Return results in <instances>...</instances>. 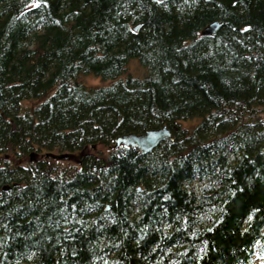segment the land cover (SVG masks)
I'll return each instance as SVG.
<instances>
[{"label":"trees","instance_id":"trees-1","mask_svg":"<svg viewBox=\"0 0 264 264\" xmlns=\"http://www.w3.org/2000/svg\"><path fill=\"white\" fill-rule=\"evenodd\" d=\"M44 263L264 264V0H0V264Z\"/></svg>","mask_w":264,"mask_h":264},{"label":"water","instance_id":"water-1","mask_svg":"<svg viewBox=\"0 0 264 264\" xmlns=\"http://www.w3.org/2000/svg\"><path fill=\"white\" fill-rule=\"evenodd\" d=\"M163 1V0H159ZM220 27L219 21H214L210 23L208 26H206L203 29L204 35H214ZM135 30H138V26H135ZM165 139H174V136L172 135L171 131L166 127H160L156 129H149L144 133H125L116 138V144L115 146L118 147L120 145L130 146L133 148L138 149L141 153H149L154 148H156L161 141ZM48 158H55L59 160H70L75 159V155L71 153H61V154H54V153H48ZM37 154L33 152L31 154V160L36 161Z\"/></svg>","mask_w":264,"mask_h":264},{"label":"rangeland","instance_id":"rangeland-1","mask_svg":"<svg viewBox=\"0 0 264 264\" xmlns=\"http://www.w3.org/2000/svg\"><path fill=\"white\" fill-rule=\"evenodd\" d=\"M137 67V66H136ZM85 82L91 86V87H99V86H106V85H109L110 82L106 81V80H103L101 79L100 77H95V76H87L85 78ZM26 104L28 103V100H25L24 101ZM190 124H192V121H188L187 123H185L184 125L185 126H189Z\"/></svg>","mask_w":264,"mask_h":264},{"label":"bare ground","instance_id":"bare-ground-1","mask_svg":"<svg viewBox=\"0 0 264 264\" xmlns=\"http://www.w3.org/2000/svg\"><path fill=\"white\" fill-rule=\"evenodd\" d=\"M140 133V132H139ZM177 139V138H176ZM166 142V141H165ZM133 148V147H132ZM147 155V154H146ZM66 188V187H65ZM76 200V199H75ZM76 202V201H75ZM63 203V202H62ZM47 216V215H46ZM45 217V216H44ZM48 218V217H47ZM19 220V219H18ZM97 222V221H96ZM191 229H189L190 231ZM188 233V232H187ZM37 237V236H36ZM38 238V237H37ZM45 264V263H44ZM47 264V263H46Z\"/></svg>","mask_w":264,"mask_h":264}]
</instances>
